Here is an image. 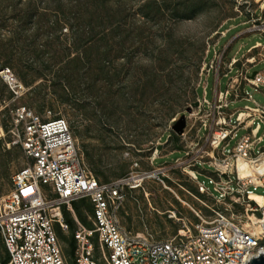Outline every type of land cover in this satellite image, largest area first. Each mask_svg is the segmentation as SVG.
Masks as SVG:
<instances>
[{"label":"rangeland","instance_id":"1","mask_svg":"<svg viewBox=\"0 0 264 264\" xmlns=\"http://www.w3.org/2000/svg\"><path fill=\"white\" fill-rule=\"evenodd\" d=\"M258 42L264 46V0H0V69L10 68L28 90L14 103L0 79V195L13 189V177L26 165L11 133V109L26 106L43 121L69 123L100 182L161 171L163 182L153 178L127 188V230L158 241L185 226L194 231L202 223L198 212L210 221L223 206L218 195L200 193L185 168L186 142L172 127L203 94L201 70L216 51L226 48V64L236 56L247 68V60L256 66L252 73L264 71V48L252 49ZM213 83L212 75L209 100ZM227 83L221 80L222 90ZM246 92L264 106V90ZM246 133L239 130L228 151ZM260 136L256 154L264 148V129ZM197 168L199 181L213 192V169ZM251 190L264 195V188ZM251 207L248 214L240 204L233 211L254 232L264 200ZM86 211L81 214L88 223ZM71 236L60 237L66 255Z\"/></svg>","mask_w":264,"mask_h":264},{"label":"built area","instance_id":"2","mask_svg":"<svg viewBox=\"0 0 264 264\" xmlns=\"http://www.w3.org/2000/svg\"><path fill=\"white\" fill-rule=\"evenodd\" d=\"M260 47L264 48L258 42L252 49ZM225 51H216L212 60L204 62L199 84L203 94L196 97L197 107L185 113L186 128L179 136L186 142L185 168L200 193L221 199L223 209L214 210L212 220H204L198 212L202 223L194 231L185 226L163 241L127 230L121 223L127 188H142L147 179L163 182L161 171L100 182L86 166L65 119L43 121L34 110L18 106L11 109V133L26 165L13 177V189L0 195V238L9 264H246L264 254V234L245 228L233 211L240 204L246 214L253 212L251 188H264V172L242 176L238 168L240 162L254 165L264 154V148L256 154L263 140L264 106L246 92V87L263 92L264 71L252 73L256 66L247 60L252 65L247 68L236 56L226 64ZM212 75L213 98L209 100ZM223 78L228 79L224 90ZM0 79L14 103L28 93L10 68L0 71ZM241 102L250 104L230 111ZM241 129L247 133L228 151ZM198 164L213 169V192L199 181ZM82 201L92 208L90 226L81 223L74 210V204ZM66 213L75 226L72 255H66L60 238L71 233Z\"/></svg>","mask_w":264,"mask_h":264},{"label":"bare ground","instance_id":"3","mask_svg":"<svg viewBox=\"0 0 264 264\" xmlns=\"http://www.w3.org/2000/svg\"><path fill=\"white\" fill-rule=\"evenodd\" d=\"M238 168H239L240 174L242 176H252V177H254L257 172H264V154L262 155V157L259 160L256 161V163L254 165L250 166L246 162H240ZM192 174L193 173H191V175ZM250 196H251L250 200L252 202H254V203H257V204L258 203H262L263 200H264V195L251 194ZM260 208H263V207L260 206ZM253 224H254V226L259 224L258 227L257 226L254 227V229H255L254 232L256 234H258V235L264 234V218L258 220L257 222L254 221ZM247 263L250 264V260Z\"/></svg>","mask_w":264,"mask_h":264},{"label":"trees","instance_id":"4","mask_svg":"<svg viewBox=\"0 0 264 264\" xmlns=\"http://www.w3.org/2000/svg\"><path fill=\"white\" fill-rule=\"evenodd\" d=\"M4 69V68H2ZM0 69V71L2 70ZM173 134V137H175L174 133ZM172 137V136H171ZM85 209V210H88L87 212H89L90 214H92V208L90 206V204L87 202V201H82L80 203H77V204H74V210L77 214V217L79 218V220L81 222H83V224L87 225V226H90V224L86 223L82 214H81V211ZM66 219L68 221V223L71 225V233H72V236H71V239H70V243H69V246H70V254L72 255L73 253V250H74V238H73V233H74V230H75V226H74V223L72 222L71 219H69V214L66 213ZM2 242L1 238H0V243ZM3 243V242H2ZM1 246V245H0ZM3 248V247H1ZM3 259L1 261L0 264H9L10 263V256H9V253L7 252L5 246H4V250H3Z\"/></svg>","mask_w":264,"mask_h":264},{"label":"water","instance_id":"5","mask_svg":"<svg viewBox=\"0 0 264 264\" xmlns=\"http://www.w3.org/2000/svg\"><path fill=\"white\" fill-rule=\"evenodd\" d=\"M193 107H197V104H194ZM187 113H191V108L187 109ZM186 128V116L183 115L172 127L173 132L180 136L183 134ZM250 264H264V254L260 255L259 258L253 259L250 261Z\"/></svg>","mask_w":264,"mask_h":264},{"label":"crops","instance_id":"6","mask_svg":"<svg viewBox=\"0 0 264 264\" xmlns=\"http://www.w3.org/2000/svg\"><path fill=\"white\" fill-rule=\"evenodd\" d=\"M209 178H214V172L213 174L209 175ZM148 188V187H147ZM149 188H154L153 186L149 185ZM123 214V211H122ZM122 214H121V223H122ZM123 225V224H122ZM124 227V226H123ZM127 229V228H126ZM130 231V230H129ZM133 232V231H132Z\"/></svg>","mask_w":264,"mask_h":264}]
</instances>
